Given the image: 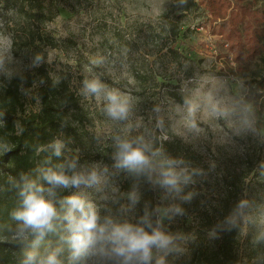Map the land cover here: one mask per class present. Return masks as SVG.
Here are the masks:
<instances>
[{
  "label": "trees",
  "instance_id": "1",
  "mask_svg": "<svg viewBox=\"0 0 264 264\" xmlns=\"http://www.w3.org/2000/svg\"><path fill=\"white\" fill-rule=\"evenodd\" d=\"M4 8L14 14L11 34L12 51L19 56L22 51L29 67L25 72L12 76L0 86V143L4 153L0 156V264H20L23 249L11 241L16 222L10 213L16 206L17 190L12 187L9 177L20 179L25 173L36 179L41 167L64 163L78 158L79 163L87 160L103 161L111 170V140L101 144L90 130L91 116L81 97L72 89L70 83L61 78L56 80L47 70L45 49L57 47L58 41L46 33L44 27L57 14L58 2L55 0H1ZM179 12L202 10L205 14L199 26L216 37L219 43L227 46L221 57L232 62L228 66L233 76L247 78L249 94L254 101L264 100V0H187L176 4ZM55 11V12H54ZM169 35L177 37L179 27L172 25ZM19 49V50H18ZM41 60L36 62V56ZM257 62L256 69L250 70L251 63ZM36 106L33 109L32 106ZM30 106V108L28 107ZM263 139L261 148L255 154L247 153L240 173H224L221 186L214 196V202L206 198L200 181L193 177L194 183L185 186L181 197L192 193L189 200L177 197L165 203L178 204L183 215L165 221L170 232L183 233L187 240L186 251L177 257H167L169 264H254L255 259L264 253V243L253 244L259 230L249 229L246 234L238 231L222 232L217 237L208 233L230 213L241 199L249 197V186L255 185L259 194L255 205L264 201V131L259 130ZM55 139L64 142L60 157L52 155L47 145ZM44 146V151H37ZM166 153L183 157L196 168V163L188 159L189 151L175 141L164 142ZM51 157L50 163H46ZM114 171V170H112ZM122 193H127L132 184L126 173L113 177ZM251 193V191L249 190ZM141 199L134 207L130 201L120 198L118 202L109 201L101 206V215L111 212L121 218L134 220L143 215L145 204L155 207L161 201L159 189L141 183ZM69 195V190L61 193ZM207 200V201H206ZM121 206H125L122 208ZM58 236L51 234L40 246L56 247ZM61 256L67 260V246Z\"/></svg>",
  "mask_w": 264,
  "mask_h": 264
},
{
  "label": "rangeland",
  "instance_id": "2",
  "mask_svg": "<svg viewBox=\"0 0 264 264\" xmlns=\"http://www.w3.org/2000/svg\"><path fill=\"white\" fill-rule=\"evenodd\" d=\"M55 1L57 14L44 30L56 38L58 46L45 49L47 70L56 80L66 79L81 97L90 112L89 128L98 141L107 144L111 140L109 130L115 131L117 125L103 113V101L81 94L83 80L93 76L133 98V122L142 118L144 126L155 129L157 117L163 116L164 127L155 129L156 134L166 132L168 139L162 143L175 141L189 151L188 159L203 173L194 178L200 181L209 203L214 202V194L221 188L217 181L226 172L240 173L245 155L261 148L264 100L254 101L247 78L230 73L228 66L235 65L221 57L227 52L226 44L199 26L205 13L179 12V0ZM14 17L0 0V35L11 40V60L5 56L4 69L12 73L9 77L0 71V86L31 68L21 50L19 56L13 54ZM172 25L179 27L177 37L169 35ZM257 64L251 63L249 69H256ZM198 87L211 94L227 114L213 116L210 105L201 101L196 113L201 131L190 133L181 127V135H177L174 126L186 113L185 99ZM4 150L0 143V156ZM91 162L97 161L80 163ZM76 192L100 208L112 200L107 189H71L69 195ZM247 194L255 205L257 187L249 186ZM252 229L259 230L255 226ZM63 261L68 264L66 259Z\"/></svg>",
  "mask_w": 264,
  "mask_h": 264
},
{
  "label": "clouds",
  "instance_id": "3",
  "mask_svg": "<svg viewBox=\"0 0 264 264\" xmlns=\"http://www.w3.org/2000/svg\"><path fill=\"white\" fill-rule=\"evenodd\" d=\"M186 2L182 0V3ZM10 52L11 40L0 35V71H5L9 77L12 73L4 69V64L6 55L11 60ZM40 60L41 56L37 55L36 62ZM81 94L103 101V113L117 125L115 131L109 130L111 170L103 161L81 164L78 158H72L41 167L36 179L25 173L20 174L19 180L9 177L18 197L10 213L16 222L10 242L23 249L20 264H64L61 259L64 245L67 246L68 264H169L167 257H177L186 251L187 237L165 227L166 220L183 215L178 204L165 202L177 197L189 200L192 193L180 196L183 188L194 183V176L203 173L192 168L183 157L166 153L162 141H166L168 135L163 131L157 135L155 131L163 129V116L157 117L155 129L144 126L142 118L133 122V98L109 88L98 76L83 80ZM201 101L210 105L213 116L227 114L219 103L213 101L211 94L203 93L198 87L185 99L186 113L174 126L177 135H181V127L190 133L201 131L196 121ZM155 111L159 112V108ZM46 147L52 155L60 157L65 144L55 139ZM44 150V146L37 149L38 152ZM50 161L51 157H48L46 163ZM120 172L132 180L127 193H122L114 182L113 177ZM141 183L159 189L161 201L151 208L145 204L143 215L134 220L111 212L101 215V208L80 192L61 195L71 189H107L113 203L126 198L130 201L128 207H134L141 199ZM249 226L259 229L253 244L264 243V204L254 205L253 201L241 198L208 235L217 237L218 230L246 234ZM51 234L57 235L60 243L53 248L45 247L41 252V244ZM254 264H264V253L256 257Z\"/></svg>",
  "mask_w": 264,
  "mask_h": 264
}]
</instances>
